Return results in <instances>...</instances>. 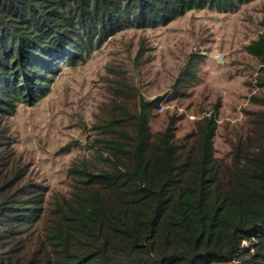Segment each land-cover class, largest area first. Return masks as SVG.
<instances>
[{
    "label": "trees",
    "instance_id": "trees-1",
    "mask_svg": "<svg viewBox=\"0 0 264 264\" xmlns=\"http://www.w3.org/2000/svg\"><path fill=\"white\" fill-rule=\"evenodd\" d=\"M252 1L0 0V264H264V112L246 113L226 160L214 115L182 137L176 117L151 132L162 98H141L101 125L108 165L73 170L66 194L24 179L6 124L45 93L52 62L84 63L109 33ZM244 50L264 70V32Z\"/></svg>",
    "mask_w": 264,
    "mask_h": 264
},
{
    "label": "rangeland",
    "instance_id": "rangeland-1",
    "mask_svg": "<svg viewBox=\"0 0 264 264\" xmlns=\"http://www.w3.org/2000/svg\"><path fill=\"white\" fill-rule=\"evenodd\" d=\"M263 32L264 0H253L225 13L190 11L165 27L109 33L75 67L52 62L45 93L6 121L24 179L68 193L78 179L73 170L87 165L96 173L109 163L101 125L134 112L141 98H162L151 109V132L176 117L182 137L195 119L214 115L215 154L229 160L231 145L251 128L246 113L264 112L253 100L264 99V70L244 50Z\"/></svg>",
    "mask_w": 264,
    "mask_h": 264
},
{
    "label": "clouds",
    "instance_id": "clouds-1",
    "mask_svg": "<svg viewBox=\"0 0 264 264\" xmlns=\"http://www.w3.org/2000/svg\"><path fill=\"white\" fill-rule=\"evenodd\" d=\"M162 106L161 105H159V107H158V109H160Z\"/></svg>",
    "mask_w": 264,
    "mask_h": 264
},
{
    "label": "built area",
    "instance_id": "built-area-1",
    "mask_svg": "<svg viewBox=\"0 0 264 264\" xmlns=\"http://www.w3.org/2000/svg\"><path fill=\"white\" fill-rule=\"evenodd\" d=\"M159 111H162V107L159 109Z\"/></svg>",
    "mask_w": 264,
    "mask_h": 264
}]
</instances>
